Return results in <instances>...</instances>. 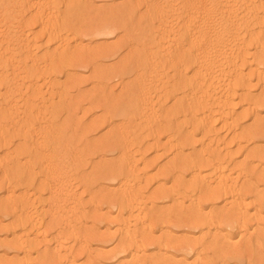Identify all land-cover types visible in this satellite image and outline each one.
Masks as SVG:
<instances>
[{
	"label": "bare ground",
	"instance_id": "1",
	"mask_svg": "<svg viewBox=\"0 0 264 264\" xmlns=\"http://www.w3.org/2000/svg\"><path fill=\"white\" fill-rule=\"evenodd\" d=\"M81 1L84 0H71L64 8L67 10ZM128 6L132 12L145 9L143 21L149 26L142 30L143 39L132 41L128 47H136L132 63L117 69L116 74L124 82L135 80L139 89L134 99L125 97L113 111L116 119L110 124L122 128L126 138L116 148L121 157L115 166L96 173L97 181L102 177L116 183L117 196L125 202L120 208L121 221L108 222L111 228L116 226L125 240L114 257L120 258V264L130 261L147 264L153 260L142 258L139 251L142 249L139 241L146 229L145 219L151 216L149 205L153 203L148 202L140 187L143 181L138 158L132 155L141 152L140 147L146 140L156 142L163 132L168 136L170 151L178 154L176 162L180 173L192 177L189 184L178 185L175 193L162 195L163 199L179 204L188 201L192 214L197 217L191 222V228L199 231L201 237L186 240L182 249L187 256L195 257L194 264H205L200 257L206 245L216 241V249L223 250L221 264H225L233 256L226 249L235 231L244 228L242 213L248 210L246 190H239V179L231 175L230 169L237 157L247 152L240 150L238 155L233 154V141L225 139V134L222 139L221 132L238 135L243 122L264 107V96L251 95L256 88L255 81L264 84V57L260 53L264 49V0H132ZM64 8L52 0H5L0 5V134L5 136L6 142L4 158L0 159L1 174L5 175L14 167L8 189L0 188L3 196L0 209L16 218L14 230H6L14 235L15 241L4 247L28 256L36 243H40L39 247L45 246L48 231L54 230L58 238L40 264L76 263L77 246L87 244L81 229L88 219L86 204L78 195L77 186L89 190L95 183L87 176L86 156L79 145L81 139L69 131L68 122H55L50 106L53 94L43 93L36 81L48 63L46 58L51 50L56 49L60 56L69 48V40L59 29ZM36 15L39 16L37 24L43 29L41 37L33 34L35 24L28 21L32 19L35 23ZM119 30L125 33L119 24H106L86 33L85 38L73 37V41L79 50L86 44L85 39L114 35ZM78 50L72 53L79 54ZM167 61L177 74L172 80L165 76ZM110 77L111 72H105L99 78L105 89L109 87ZM58 92L61 99L68 102V89L60 87ZM160 96L171 98L176 104L180 100L187 110L169 112L164 101H158ZM237 100L245 107L241 115H238ZM191 129L195 153L190 162L182 164L184 146L173 147V142L177 143V138L184 137ZM256 131L264 136L263 129ZM256 133L245 132L243 138L253 139ZM195 136H202V140L196 141ZM17 142L22 147H16ZM245 161L246 166L239 165L245 173L244 179H255L257 171L247 165L259 162L264 167L262 153L259 150L248 153ZM40 169H44L40 175L45 184L32 195L28 186L33 173ZM148 169L143 173L148 174ZM173 171L163 168L161 180L167 183ZM261 177L264 183L263 173ZM214 186L224 204L206 215L191 197L197 193V188L208 191ZM244 188L247 189V185ZM253 194L258 196L256 192ZM200 203L205 204L203 200ZM112 204L120 207L117 202ZM46 217L54 222L53 228L44 229ZM260 225L262 231L250 236L252 240L256 237L264 240V222ZM33 236L35 239L29 246L28 241ZM27 264L37 263L28 260Z\"/></svg>",
	"mask_w": 264,
	"mask_h": 264
},
{
	"label": "rangeland",
	"instance_id": "2",
	"mask_svg": "<svg viewBox=\"0 0 264 264\" xmlns=\"http://www.w3.org/2000/svg\"><path fill=\"white\" fill-rule=\"evenodd\" d=\"M70 1L52 0L60 8H64ZM131 1L84 0L70 5L67 10L64 8L62 19L59 20V29L63 31L62 35L69 40V48L62 51L60 56H57L56 49L51 50L49 58L48 56L46 58L48 60L47 65L44 66L41 75L36 79L43 93L53 94L50 106L55 122L58 121L63 124L68 122L69 131L75 132L81 139L79 145H81L82 154L86 156L84 165L86 166L87 176H91L95 181L89 190H85L81 185L77 186L78 195L86 204L85 215L88 219H86L87 221L81 229L83 241H86L87 244H74L79 245L75 250L77 256L75 264H120V258H115L114 254L120 244L125 243L123 235L116 226L111 228L108 224L109 221L119 222L123 218L120 208L125 202L122 197L117 196L119 186L116 183L103 180L102 177L97 181L96 173L97 171L100 174L104 173L107 167L115 166V162L121 157V153L116 148L119 145L121 146L126 138L121 132L122 128L110 124L112 120L116 119L113 118V111L123 103L125 97L128 96L129 99H134L139 89L135 80L131 79L129 82H124L116 74L117 69L132 63L136 55V47L133 46L129 49L128 47L132 41L140 42L143 39L142 30L149 26L148 22L143 21L146 16L145 9L135 12L129 10L128 5ZM4 2L5 0H0V5ZM36 17L35 23L32 19L28 21L35 24L33 34L41 37L43 29L37 24L39 16L36 15ZM111 23L121 25L125 33L119 30L114 35L106 37H89L85 39L86 44L82 48L76 49L73 37L85 38L86 33ZM83 48H87V50H83ZM75 50L80 51L79 54H73L72 52ZM43 53H46V50ZM260 53L264 57V49ZM164 70L165 76H168L171 80L177 75L170 61L165 63ZM105 72H111L107 89L99 81V78ZM254 85L256 88L252 90L251 95L254 98L264 96V84L255 81ZM60 87L68 89V102H65L63 98L61 99L58 92ZM51 89L54 91H50ZM183 91L185 90L183 89ZM164 97L166 96L158 97V101H164L169 112L173 110L182 113L187 110L185 105L180 102L182 95L179 97L178 104L173 99ZM237 105L238 115H241L244 113L245 107L241 104V100H237ZM188 121H191L190 118ZM259 128L264 131V107L259 108L255 115L243 122L242 130L238 135H234L230 131L225 132V130L221 132L222 139H224L223 134H225V139L229 142L233 141V154L238 155L242 150L247 152L240 154L230 169L231 175L239 179V190H246L248 210L242 213L245 218L244 228L235 231V236L233 235V239L226 249V251L233 253L234 257L230 256L225 264L264 263V240L260 237H256L254 240H252V237L250 238V236L256 233L259 234L262 231L260 223L264 222V183L261 182L262 173L264 178V167H261L259 162L247 165L248 168L257 171L255 179L249 177L248 180L244 179L245 173L241 172L239 168V165L246 166L245 158L248 153L259 150L264 158V136L256 133V129ZM250 131L255 132L257 136L253 139H244L243 134ZM63 132L67 133L66 130ZM58 133L56 132L57 135ZM192 133L193 130L191 129L185 132L184 137L181 135L177 138V143L173 142V147L181 144L184 146V152L180 160L182 164L190 162L195 153L191 145L194 135ZM194 139L201 141L202 136H195ZM168 140L167 134L161 132L156 142L146 140L140 147L141 152L132 155L138 158L137 166L143 181L140 187L144 189L145 198L148 202L153 203L149 205L151 216L148 215L145 219L146 229L139 241L141 243L139 248H142L139 251L142 258L150 257L153 259L147 264H184L185 262L186 264H194L196 262L195 257L192 254L187 256V253L182 249L186 240L201 237L199 231L191 228V222L197 218L191 212V203L184 201L179 204L176 201L165 200L162 197L166 193H175L178 185H187L192 181L190 175L180 173L178 162H176L178 154L175 151H170L169 147L171 146H167ZM5 144V136L0 134V159L4 158L3 148ZM20 146L21 144L17 142L16 147ZM146 168H149L148 174L143 173ZM163 168H168L171 171L175 170L167 183L160 178ZM41 172L44 173V169L35 171L31 177L28 188L32 190L30 191L32 195L36 194L33 191L39 192L38 189L45 184L42 175H40ZM13 173L14 167L10 168L5 175H2L0 171V188L5 187V189H8V180L10 174ZM245 185H247V189L244 188ZM248 189H250L249 192ZM217 192V186L208 191H201L197 188V193L191 198H194L204 214L209 215L221 209L224 204V199H219ZM254 192L258 196L253 194ZM226 193L230 194L229 191ZM1 198H3L2 194H0V201ZM43 199L45 200L44 197ZM200 200H203L205 204L202 205ZM115 202L120 204V207L112 204ZM9 214V212L0 209V263L27 264L28 260L37 264L42 263L48 249L54 245L58 238L56 232L54 230L51 232L50 229L48 231V243L43 244L45 246L39 247L40 243L38 242L35 244V248L30 250L31 253L28 256L22 255L16 250L4 247L15 241L14 235L6 232V230H14L15 227L16 218ZM53 223L51 219L46 217L43 225L44 229L53 228ZM245 230L249 231L248 234ZM34 239L35 236L28 241L29 246ZM217 245L216 241L206 245L205 251L200 257L205 264L222 263L223 250L221 248L216 249L215 246ZM37 246L40 249H36ZM159 246L164 249H157ZM142 258L140 259L142 260ZM65 264L70 263L66 262ZM126 264L136 263L130 261Z\"/></svg>",
	"mask_w": 264,
	"mask_h": 264
}]
</instances>
